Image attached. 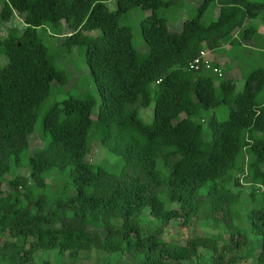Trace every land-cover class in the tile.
Wrapping results in <instances>:
<instances>
[{
  "label": "trees",
  "instance_id": "16d2710c",
  "mask_svg": "<svg viewBox=\"0 0 264 264\" xmlns=\"http://www.w3.org/2000/svg\"><path fill=\"white\" fill-rule=\"evenodd\" d=\"M109 1H0V23L21 20L6 36L0 29V264H37L48 251L58 264L94 251L100 264H234L252 255L248 264H264V66L247 72L242 63L264 59V0H200L180 29L161 11L186 0H116L114 11ZM212 4L218 17L204 23ZM136 7L151 11L140 23L143 54L121 21ZM48 28L64 35L67 50L84 46L99 98L50 102L68 76L42 40ZM205 48L226 56L193 69ZM235 66L245 79L240 92ZM153 101L147 124L141 109ZM41 113L43 145L31 154ZM94 143L118 164L87 162ZM146 212L156 225L149 235ZM171 220L218 232L173 243L162 235ZM250 233L261 239L257 254Z\"/></svg>",
  "mask_w": 264,
  "mask_h": 264
},
{
  "label": "rangeland",
  "instance_id": "374dc122",
  "mask_svg": "<svg viewBox=\"0 0 264 264\" xmlns=\"http://www.w3.org/2000/svg\"><path fill=\"white\" fill-rule=\"evenodd\" d=\"M1 1V0H0ZM200 0H186L185 5L182 8H179L177 11L172 10H162L161 14L167 16L168 18V25L171 29H180L183 19L189 18V17H195L198 13V7ZM109 10L114 11L117 9V2L116 0H111L106 3ZM150 10H144L142 8L136 7L131 9L127 15H125L121 21L124 24H127L131 27L132 33H133V44L139 49V51L143 53H147L148 45L145 43L142 33H141V27L140 23L144 16L150 14ZM218 17V6L215 4H212L207 11L205 12L203 16V22L209 23L213 20H215ZM21 23L20 17L14 16L11 21L0 23V29H1V35L6 36V30L7 28L11 26H15ZM260 26H264L263 23L259 22ZM264 28V27H263ZM264 30V29H263ZM41 37L43 42L49 47L51 51V55H53L57 61V65H59L60 68L66 69L67 76H68V82L66 84H61L60 89L57 90L53 95L50 102H53L54 99H61L62 96L67 94H74V95H82V96H92L99 98L98 90L96 87V84L89 72L86 58L83 53V48L74 45L71 50H67L66 46L63 44L65 41L64 35H55L52 34V31L50 28H48L47 31H41ZM252 43V42H251ZM64 45V46H63ZM245 47H247L246 50L251 49L250 43L245 44ZM229 46H227V49ZM65 51V55H60V51ZM69 51V52H68ZM217 51V52H211V57L213 56H226L225 52ZM63 54V53H62ZM144 56V55H143ZM244 61H242L243 65L245 66V70L248 72L251 71V69L254 66H264V59H257L256 62L252 61L253 64L249 63L251 62L249 58H242ZM7 60V56L5 54L0 56V63L4 64ZM241 61V60H240ZM239 64V63H238ZM238 66V65H237ZM235 66L232 70V75H237L234 81L236 82L237 92H240L244 89L245 85V79L241 76L240 69ZM224 69V66L222 67ZM49 105V104H48ZM48 107V106H47ZM228 107L223 106L220 111H218V115L222 117V115L228 114ZM98 108L95 109L94 117L97 116ZM153 114H154V101L148 108L141 109V115L143 117V120L145 123L150 124L153 121ZM41 123H42V113L39 115L37 125H36V132L35 135L31 137V145L29 152L31 154L34 153V151L41 147L43 145V141L41 140L40 136L38 135L41 132ZM205 136L208 137V133H205ZM118 157H116L114 154L109 152L107 149L100 146L99 143H94L93 145V151L87 156L86 160L87 162H91L93 164H101V163H108L110 166H116L118 164ZM23 173L24 175H28L29 171L26 169L19 170L18 173ZM14 173L6 175V178L10 179ZM57 183L59 185L62 184V181L57 180ZM50 184H52V181L50 179ZM3 190H9V186L6 182H3L2 185ZM237 190L238 187H235ZM246 192L249 193V189H246ZM175 206V205H174ZM176 207V206H175ZM245 222V221H244ZM141 224L144 229L145 235L152 234L156 231V225L153 221V218L151 216H147V212L144 214V216L141 218ZM218 232V231H217ZM214 229L211 227H205L202 226L199 222L196 220H193L188 226H184L182 220H171L168 224V227H166L165 232L162 234L165 239L168 241H171L173 243H180V244H186L188 239L195 236H202V235H208L212 236L217 233ZM228 235L224 236V240H228ZM223 240V241H224ZM223 241H220V244H222ZM261 239H258L253 233H250V239H249V251H255L257 254L260 247H261ZM234 253L240 254V251L236 249ZM201 254L204 256H210L211 252L202 250ZM57 257L55 255V252H40L37 255L36 263L37 264H58L57 263ZM125 258L122 260L124 261ZM102 261L99 260V254H97V251H94L91 253V255L87 258H81L78 261L70 262L68 257L66 256L64 259H61L59 261V264H100ZM257 261V255H252V257L248 261L239 260L234 264H248L253 263ZM115 257L112 259V263L114 264ZM187 262L186 264H188ZM124 264H129L128 262H125ZM138 264V263H136Z\"/></svg>",
  "mask_w": 264,
  "mask_h": 264
},
{
  "label": "built area",
  "instance_id": "2783aa9c",
  "mask_svg": "<svg viewBox=\"0 0 264 264\" xmlns=\"http://www.w3.org/2000/svg\"><path fill=\"white\" fill-rule=\"evenodd\" d=\"M212 61L210 51L208 49H203L200 52V55L196 57L191 62V67L195 70H199L201 66H206L207 68H211L210 62Z\"/></svg>",
  "mask_w": 264,
  "mask_h": 264
},
{
  "label": "crops",
  "instance_id": "0c3cea01",
  "mask_svg": "<svg viewBox=\"0 0 264 264\" xmlns=\"http://www.w3.org/2000/svg\"><path fill=\"white\" fill-rule=\"evenodd\" d=\"M264 27V26H263ZM262 26H260V33L264 34V28Z\"/></svg>",
  "mask_w": 264,
  "mask_h": 264
}]
</instances>
